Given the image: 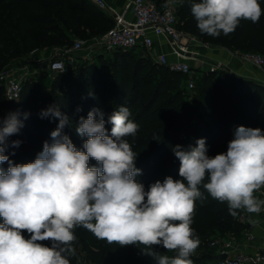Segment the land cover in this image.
<instances>
[{
    "label": "clouds",
    "instance_id": "9594fccd",
    "mask_svg": "<svg viewBox=\"0 0 264 264\" xmlns=\"http://www.w3.org/2000/svg\"><path fill=\"white\" fill-rule=\"evenodd\" d=\"M190 12L201 34L218 38L235 32L242 20L258 23L264 8L261 0H192ZM28 116L16 111L0 118V165L8 164L0 166V264H71L77 227L108 244L143 246L156 264H193L201 243L193 217L205 192L226 203L232 216L237 210L264 211V200L254 195L264 187L260 128L238 126L227 150L215 156L208 154L206 138L187 148L176 145L171 150L181 179L168 176L146 190L127 139L140 125L127 106H118L107 119L93 108L77 123L56 104L42 109L41 119L58 120L50 142L34 161L14 164L5 154L8 137L20 132ZM66 126L84 139L82 149L65 133ZM21 143L14 140L11 146ZM154 246L175 255H160Z\"/></svg>",
    "mask_w": 264,
    "mask_h": 264
},
{
    "label": "trees",
    "instance_id": "16d2710c",
    "mask_svg": "<svg viewBox=\"0 0 264 264\" xmlns=\"http://www.w3.org/2000/svg\"><path fill=\"white\" fill-rule=\"evenodd\" d=\"M151 1L159 8L168 3V0ZM177 1L179 31L191 34L214 48L264 56V15L256 24L242 20L235 32L213 38L198 30L190 12L192 0ZM261 7L264 8V0H261ZM114 25L90 0H0V73L11 65L12 59L49 50L51 44L70 46L73 37L103 36ZM114 55L119 59L132 58L137 54L121 52ZM106 57L98 56L97 65L68 68L65 74L54 77L47 87L38 84L35 77H28L15 104L6 100L4 88L0 86V118L9 112L29 113L20 132L8 137L5 154L14 164L34 161L44 142H50V133L55 130L58 120L41 119L39 113L50 106L52 100L73 123H77L81 116L87 118L93 108L102 110L107 119L118 106H127L132 113L131 118L140 125L138 133L127 139L138 155L136 167L142 170V174L137 179L146 190L151 183L163 182L168 176L181 179L178 175L179 161L171 150L176 145L187 148L190 144L195 146L196 140L206 138L208 154L215 156L227 150L238 126L264 131V86L258 82L233 76L227 71L204 73L197 87L195 84L196 101L207 103L205 113L200 114L195 113L194 103L185 98V91L178 88L177 77L186 79L185 76L171 73L157 64L155 68L151 66L152 69L160 67L166 74H156L150 70L152 60L146 56L135 60L133 74L126 60L114 61L121 66L118 64L111 72V64ZM99 73L104 76L112 74V82L99 80ZM78 107L82 111L77 112ZM20 118L23 119V115ZM106 127L110 131L111 125ZM64 131L74 145L82 149L84 139L73 128L66 126ZM14 140L22 141L19 147L11 146ZM95 164L94 160L90 161V165ZM0 166L6 169L8 164L5 162ZM204 195L205 199L196 201L194 217L198 222L215 224V228L205 230L193 221L192 227L201 241L198 248L203 251L202 258L196 263L221 264L217 250L209 251V239L220 234L223 237L230 235V240H238L246 226L239 221L238 211L236 216H232L226 203L214 200L206 192ZM74 247H78L77 242ZM140 247L114 244L104 264H156V260L143 254ZM154 251L168 257L175 255L159 246H154ZM204 259L209 262L204 263ZM70 260L71 264H86L78 262L74 256Z\"/></svg>",
    "mask_w": 264,
    "mask_h": 264
},
{
    "label": "built area",
    "instance_id": "2783aa9c",
    "mask_svg": "<svg viewBox=\"0 0 264 264\" xmlns=\"http://www.w3.org/2000/svg\"><path fill=\"white\" fill-rule=\"evenodd\" d=\"M94 3L102 11L109 10L105 0H94ZM113 13L114 27L96 38L91 45L86 46L84 41L76 40L67 47L32 54L3 70L0 73V86L4 88L6 100L10 104L17 103L23 83L31 75L45 71L52 77H57L65 74L68 68H75L78 61L76 57L80 52H86L88 57H98L103 52L116 54L144 51L146 57L158 66L186 78L197 76L199 71L223 70L235 75L228 66L204 58L202 50L210 51L214 47L203 45L195 36L178 30L175 3L168 2L163 8H159L151 0H131L129 8L124 12ZM128 14L132 16L131 21L127 20ZM156 44L168 47L169 52L155 55L152 50ZM233 54L246 67L264 73V56L256 53ZM33 69H36L35 72ZM261 84L264 86V83ZM188 87L193 91L195 83L189 81ZM259 199L264 200V192ZM237 211L242 224H248L249 217L254 214ZM247 238L249 241L255 240L252 234H248ZM212 247L217 250L221 264H264V251L255 254L241 252L235 240L215 241Z\"/></svg>",
    "mask_w": 264,
    "mask_h": 264
},
{
    "label": "rangeland",
    "instance_id": "374dc122",
    "mask_svg": "<svg viewBox=\"0 0 264 264\" xmlns=\"http://www.w3.org/2000/svg\"><path fill=\"white\" fill-rule=\"evenodd\" d=\"M178 3H179V1L175 2V5L178 6ZM98 37H100V36L89 37V35H88V36L79 37V38L73 37L69 44L74 43V41H76V40H81V41H84L86 43V46H89ZM201 43L203 45L211 47V45L209 43H204V42H201ZM63 46L64 45H62V44H51L48 46V48L49 49H56V48H61ZM45 51H47V50L39 51L38 53H42ZM136 54L137 55L132 56V58H119L118 59V57L117 58L114 57L115 56L114 54H110V53H106V52L102 53V55L107 56L106 57L107 61L109 64H111L110 69H109V70H111V72L115 68H117L116 66H118V64H119V66H121V64L119 62L126 60V62L129 63V65L131 67L130 72H132V74H133V70H134L135 60L140 58V57L146 56L144 51H136ZM31 55L32 54H29L25 57H17L15 59H12L10 64L13 65L17 62L23 61V60L27 59L28 57H30ZM76 58L78 60L77 64H76L77 67H81L82 65H89V64H96L97 65L98 64V62L96 60L97 57H88L86 55V52L78 53ZM116 60L119 61L117 64H116V62H114ZM151 66H154V68H155V66H157V65L152 61V64L150 63V70H153ZM34 70H36V69H33V72H35ZM221 71H223V70H219L217 72H221ZM153 72H155L156 74H158V73L166 74V72L164 70L160 69V67H157L156 70H153ZM206 72H208V71H199L197 76H193L192 78L183 79L181 77H177V80L179 81V84H178L179 87L178 88L185 91V98H187V100H189L190 102L194 103L195 113L204 114L206 109H207V105H206L207 103L205 101L204 102H201V101L197 102L196 100L198 99V96L195 93L196 89L191 91L187 84L189 81H193L197 87L198 80H201L204 73H206ZM110 75H112V74H109V76H104V74L102 75V73L101 74L99 73L97 77L99 78V80H101L103 82L104 81L112 82L113 78L110 77ZM32 76L35 77V79H36L35 81L38 84L45 86V87H47L50 84V82L52 80H54V77H52L48 72H45V71H42V72L40 71L38 74L31 75V77ZM150 86L153 87V85H150ZM49 99H50V96H49ZM51 100H52V98H51ZM53 104L58 105L55 101L52 100L50 105H53ZM263 125H264V120L262 122V126ZM263 192H264V187L257 190L256 192H254V195L259 199L260 195ZM193 221L197 224V226H199L200 228H203L205 230L215 228V224H207L205 222H198L195 219V217H193ZM74 231H75V235L77 236L76 242L78 243V247L75 248V253L72 256H74L75 259L80 263L104 264V262L106 261L107 255H108L109 251L111 250L112 246H114V244H108L104 240L96 239L91 232L84 229L83 227H77ZM229 239H230V235L223 237L220 234H216V236H212L208 241L209 251L215 250L212 247V244L215 241H223V240H229ZM170 252L175 253L173 251H170ZM202 256H203V251H199V248H198L196 250V252L193 254V256L191 257L192 260L194 261V264H197L196 261L200 260L202 258ZM203 261H204V263L209 262L208 259H204Z\"/></svg>",
    "mask_w": 264,
    "mask_h": 264
},
{
    "label": "crops",
    "instance_id": "0c3cea01",
    "mask_svg": "<svg viewBox=\"0 0 264 264\" xmlns=\"http://www.w3.org/2000/svg\"><path fill=\"white\" fill-rule=\"evenodd\" d=\"M91 3L107 16L112 22H114V12L122 13L129 8L131 0H105L109 10L102 11L94 3V0H90ZM127 20L131 21L132 16L127 15ZM152 52L155 55H160L165 52H169V48L166 46L155 45ZM204 58L212 62H219L231 69L235 75L246 78L258 83H264V73L255 69L246 67L234 54L226 49L213 48L212 50H202ZM246 230L243 231L241 238L236 239L238 250L245 253L255 254L264 251V213L252 214L249 217V223L244 224ZM248 234H252L255 237L254 241H249Z\"/></svg>",
    "mask_w": 264,
    "mask_h": 264
},
{
    "label": "water",
    "instance_id": "95a60500",
    "mask_svg": "<svg viewBox=\"0 0 264 264\" xmlns=\"http://www.w3.org/2000/svg\"><path fill=\"white\" fill-rule=\"evenodd\" d=\"M233 75V74H232ZM233 76H235V75H233ZM259 84H261V83H259ZM262 85V84H261ZM225 259V258H224Z\"/></svg>",
    "mask_w": 264,
    "mask_h": 264
}]
</instances>
